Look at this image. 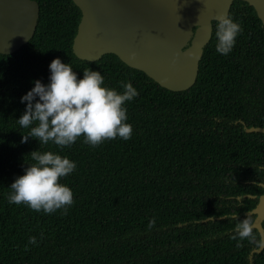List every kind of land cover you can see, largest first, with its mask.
<instances>
[{
  "label": "trees",
  "instance_id": "1",
  "mask_svg": "<svg viewBox=\"0 0 264 264\" xmlns=\"http://www.w3.org/2000/svg\"><path fill=\"white\" fill-rule=\"evenodd\" d=\"M35 1L32 36L0 53V264H264V249L248 240L237 247L231 238L237 218L254 220L248 212L264 192V132L247 130L264 127V25L254 8L233 0L228 16L243 31L227 55L215 49L212 21L195 82L174 91L113 53L80 58L72 46L77 5ZM57 57L78 78L91 69L117 91L121 81L132 83L138 95L125 105L130 139L95 147L83 136L67 147L32 137L21 143L29 129L17 121L26 104L20 97L33 81L48 83ZM35 150L75 161L60 178L73 192L66 212L8 203L11 183L35 162ZM261 226L264 238V220Z\"/></svg>",
  "mask_w": 264,
  "mask_h": 264
},
{
  "label": "water",
  "instance_id": "2",
  "mask_svg": "<svg viewBox=\"0 0 264 264\" xmlns=\"http://www.w3.org/2000/svg\"><path fill=\"white\" fill-rule=\"evenodd\" d=\"M244 1L254 8L264 25V0ZM73 2L81 11L72 43L80 58L94 61L105 53H113L160 86L178 91L195 82L212 21L228 16L233 0ZM38 15L35 0H0V53H11L28 41ZM247 130L264 132V127ZM248 214H255L253 227L263 238L264 192Z\"/></svg>",
  "mask_w": 264,
  "mask_h": 264
},
{
  "label": "clouds",
  "instance_id": "3",
  "mask_svg": "<svg viewBox=\"0 0 264 264\" xmlns=\"http://www.w3.org/2000/svg\"><path fill=\"white\" fill-rule=\"evenodd\" d=\"M242 31V25L230 15L220 16L215 31L216 51L221 55L229 54ZM48 67V83L37 79L20 97L21 103L26 104L17 121L22 128L29 129L22 135L21 143L32 137L42 145L52 143L67 147L83 136L84 142L95 147L107 139L131 138L133 129L126 122L125 105L138 95L131 82L121 81L123 91L120 92L104 85L100 71L85 69L82 78H78L71 65L59 57ZM31 158L35 162L11 183L8 203L24 204L46 214L57 210L66 212L74 203L73 192L69 186L60 183V178L75 170V161L53 151L35 150L31 152ZM207 219L215 220L213 216ZM153 222L150 221L149 227ZM253 225L254 221L247 216L242 220L237 218L231 237L237 240V247L241 241L248 240L256 250L264 249V238L257 237ZM29 243L35 244L36 238L29 237Z\"/></svg>",
  "mask_w": 264,
  "mask_h": 264
}]
</instances>
